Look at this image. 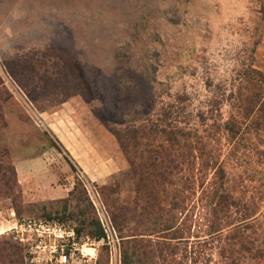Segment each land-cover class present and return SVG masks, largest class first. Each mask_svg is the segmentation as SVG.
Here are the masks:
<instances>
[{
  "label": "rangeland",
  "instance_id": "rangeland-1",
  "mask_svg": "<svg viewBox=\"0 0 264 264\" xmlns=\"http://www.w3.org/2000/svg\"><path fill=\"white\" fill-rule=\"evenodd\" d=\"M57 113L51 131L40 116ZM146 119L175 134H148ZM132 124L141 135L124 152L111 132ZM31 159L21 188L16 169ZM214 189L253 215L259 243L264 0H0V227L11 214L66 215L92 238L93 202L120 264H196V251L231 264L222 235L205 233ZM0 264H21L1 231Z\"/></svg>",
  "mask_w": 264,
  "mask_h": 264
},
{
  "label": "built area",
  "instance_id": "built-area-1",
  "mask_svg": "<svg viewBox=\"0 0 264 264\" xmlns=\"http://www.w3.org/2000/svg\"><path fill=\"white\" fill-rule=\"evenodd\" d=\"M92 206L99 224V235L87 238L77 227L66 220L53 217L8 216L1 225V235L20 249L22 264H99L100 250L106 264H120L119 239L104 209L97 203ZM91 251L82 254V248Z\"/></svg>",
  "mask_w": 264,
  "mask_h": 264
},
{
  "label": "trees",
  "instance_id": "trees-1",
  "mask_svg": "<svg viewBox=\"0 0 264 264\" xmlns=\"http://www.w3.org/2000/svg\"><path fill=\"white\" fill-rule=\"evenodd\" d=\"M145 122L149 124V128L147 129L148 134L150 135H172L175 133H172L171 129V124L170 123H164L163 128H160L159 123L162 121H159L158 119H155L154 121H151L150 119H146ZM140 128L141 126H137V124H132L128 129L125 128V133L120 136L117 131H110L112 135L115 137L117 140L120 148L122 151L125 152L126 145L124 144L125 142L123 141H129L133 144H137L136 140V135L140 134ZM171 141L170 138H168V141ZM165 157V156H164ZM156 158L155 157H149L148 158V166L152 167L153 164L155 163ZM166 163L168 165L172 164V161L167 160ZM180 163L178 164V166ZM166 167V166H165ZM176 165L174 166L173 169H176ZM189 169V168H187ZM165 172H162V174ZM219 173V172H218ZM220 174V173H219ZM222 178V172L220 174L219 179ZM187 180V179H185ZM216 189H214L211 193H209V199L212 200L216 198V207L218 209H214V215L217 217L215 220H210L207 224V229L205 231L207 236H214L217 234L222 235V244L219 246V252L221 255V258L223 261H230L233 259V262L231 264H264V235L262 234L261 231L258 230V233H256L257 240L259 243H255V240L250 239V233L254 235V229L252 228V225H249L246 221L252 216H247L244 212V214L240 213L237 207V202L235 199H233L229 194L227 193H221L217 194ZM231 209H234V211H231ZM245 211V210H244ZM233 214L237 215L239 220H236L233 216ZM41 217V216H37ZM43 217L49 218H57L59 220H66L69 221L70 223H73L75 226L76 224L74 222H71L66 215H44ZM16 218V217H15ZM24 217H18L16 219H20ZM115 220V217H114ZM165 225L162 227L163 230L167 231L169 227L167 226V221L166 219L163 220ZM238 221L240 224L235 225L234 222ZM77 227V226H76ZM230 227L228 230L224 229ZM78 232L84 236L80 230L77 227ZM182 232V231H181ZM100 233V232H99ZM98 233V235H99ZM98 235L94 236L97 237ZM86 237V236H84ZM9 240V239H8ZM13 244V243H12ZM14 245V244H13ZM255 245V246H254ZM15 246V245H14ZM16 247V246H15ZM17 248V247H16ZM19 254H20V259H21V253L20 249L17 248ZM198 251L195 252V257L192 260V263H198V264H208L209 259L208 257L203 259V258H198L199 257ZM100 254H103V249L100 250ZM99 254V255H100ZM129 256L126 254H123L121 257V262L122 264H128L129 261ZM201 259V260H200ZM235 259V260H234ZM253 261V262H252ZM22 264V262H21Z\"/></svg>",
  "mask_w": 264,
  "mask_h": 264
},
{
  "label": "crops",
  "instance_id": "crops-1",
  "mask_svg": "<svg viewBox=\"0 0 264 264\" xmlns=\"http://www.w3.org/2000/svg\"><path fill=\"white\" fill-rule=\"evenodd\" d=\"M60 115L61 114H53V115H41L40 116V119H41V121L46 125V127L49 129V130H51L52 128V122L53 121H55L56 119H58L59 117H60ZM45 119H46V121H45ZM52 131V130H51ZM80 144H81V142H80ZM68 151V150H67ZM29 163V164H25V167H27L26 168V173L23 175L20 171H18L17 169H16V177H17V180H18V183H19V185H20V187L21 188H23V178L25 177V178H30V177H33V176H35V174L37 173L35 170H31L32 171V173H29V168L28 167H30V168H34L35 167V165H38V163L39 162H36V160H33V159H31V160H25V161H23L22 163ZM21 165V164H20ZM36 173H35V172ZM58 194H60V192H56L54 195H58Z\"/></svg>",
  "mask_w": 264,
  "mask_h": 264
},
{
  "label": "bare ground",
  "instance_id": "bare-ground-1",
  "mask_svg": "<svg viewBox=\"0 0 264 264\" xmlns=\"http://www.w3.org/2000/svg\"><path fill=\"white\" fill-rule=\"evenodd\" d=\"M82 254L89 256L91 254V251L88 248L84 247L82 248Z\"/></svg>",
  "mask_w": 264,
  "mask_h": 264
}]
</instances>
